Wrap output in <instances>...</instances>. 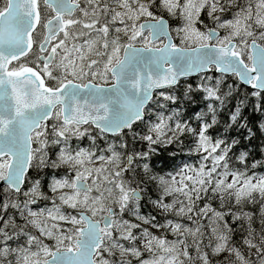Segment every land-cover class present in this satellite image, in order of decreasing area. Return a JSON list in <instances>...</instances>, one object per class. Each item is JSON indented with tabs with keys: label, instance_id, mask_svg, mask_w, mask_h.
Here are the masks:
<instances>
[{
	"label": "snow or ice",
	"instance_id": "snow-or-ice-1",
	"mask_svg": "<svg viewBox=\"0 0 264 264\" xmlns=\"http://www.w3.org/2000/svg\"><path fill=\"white\" fill-rule=\"evenodd\" d=\"M0 264H264V0H0Z\"/></svg>",
	"mask_w": 264,
	"mask_h": 264
},
{
	"label": "trees",
	"instance_id": "trees-1",
	"mask_svg": "<svg viewBox=\"0 0 264 264\" xmlns=\"http://www.w3.org/2000/svg\"><path fill=\"white\" fill-rule=\"evenodd\" d=\"M195 79L196 78H191V79H189L191 82H193V83H195ZM249 112H250V110H248Z\"/></svg>",
	"mask_w": 264,
	"mask_h": 264
},
{
	"label": "water",
	"instance_id": "water-1",
	"mask_svg": "<svg viewBox=\"0 0 264 264\" xmlns=\"http://www.w3.org/2000/svg\"><path fill=\"white\" fill-rule=\"evenodd\" d=\"M191 78H195V77H190V78H188V79H191Z\"/></svg>",
	"mask_w": 264,
	"mask_h": 264
}]
</instances>
